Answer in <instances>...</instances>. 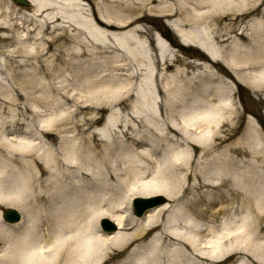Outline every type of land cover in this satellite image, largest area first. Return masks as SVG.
<instances>
[{"label":"bare ground","instance_id":"obj_1","mask_svg":"<svg viewBox=\"0 0 264 264\" xmlns=\"http://www.w3.org/2000/svg\"><path fill=\"white\" fill-rule=\"evenodd\" d=\"M25 1L0 0V204L24 213L9 225L0 210V264L264 252V134L253 120L239 134L234 102L245 86L264 107V0ZM178 171L195 180L184 202L102 232L101 217L129 221L106 193L149 175L143 197L168 193Z\"/></svg>","mask_w":264,"mask_h":264},{"label":"rangeland","instance_id":"obj_2","mask_svg":"<svg viewBox=\"0 0 264 264\" xmlns=\"http://www.w3.org/2000/svg\"><path fill=\"white\" fill-rule=\"evenodd\" d=\"M163 25L166 27V29L169 31V33L173 37H175L176 39H179L177 34L172 29L173 26L170 25V20L165 18L163 20ZM179 54H180V56H185L180 51H179ZM234 88L236 91V95L234 97V102H235V105L239 109V113L242 114L241 120L238 119V121H237L238 124L241 121V123H240L241 128H240L239 134L243 133L246 130L249 120H251V121L253 120L257 124L258 128L264 134V107L257 102L256 95L252 94V92L249 89H247L245 86H244V88L243 87L237 88L236 86H234ZM107 114H108V112L103 114V119L106 118ZM191 146H192L191 147L192 154L196 155L195 151L193 149V145H191ZM259 148H261V146H259ZM196 152H198V151H196ZM186 174H187L186 171H178V177H179L180 181H182V182H179L173 188H171L169 186L170 192H168V193H166L164 191H156L157 193L153 192L154 194L153 195L151 194V196H154V195L165 196L166 201L162 205L166 204L168 210H174L177 207V205H179L180 203H182L186 200V198H185L186 196H184L185 187H188L189 185L195 183L194 179H192V178L187 179ZM172 175H173V173H167V174L162 175V178L169 180L172 178ZM173 177H175V173H174ZM155 182H156V180H153V176L149 175L146 178L141 179L139 182L138 181L136 182V185L138 188L134 189V190H136L134 192L130 191L129 192L130 195L126 196L125 193H123V191L117 192V190H113V191H110V192L105 194V197H104L105 200L101 205L102 209L109 212L110 215L113 217H115V216L118 217L120 215H123L125 217V219H129L128 224L124 225V227L119 229V230H121V231L123 230L126 232H134L135 231L136 226H134L132 224L131 219L143 218L145 216V214L142 217H137L134 214L132 199L134 197H143L144 193L142 194L139 190H137V189H139V187L156 188L153 185V184H155ZM144 183H146V184H144ZM142 185H146V186H142ZM133 194H135V195H133ZM147 195H150V194H147ZM119 203H121L122 207L118 210L113 211L112 210L113 205L119 204ZM7 207H11V206L0 204L1 218L6 224L11 225V223H8L7 221H5L3 216H2L3 210ZM216 210H219V206H216L214 208V211H216ZM19 211L23 217L24 213L21 210H19ZM226 214L229 215L230 212L227 211ZM104 217H108V216H104ZM102 218L103 217H101L98 221L100 229H102L101 224H100ZM108 218L112 219L111 217H108ZM225 218H227V216L221 215V217H219V219L217 221L210 222V224L215 228L214 231L219 233V230L222 229V224H223ZM209 219H210V217H209ZM102 232H104L105 234H109V233L105 232L103 229H102ZM261 238L259 239V241H264V235ZM210 239L212 241H214V240H216V237H213V234L210 233L209 236L205 237V240H210ZM221 244H222V246L227 245L226 243H221ZM260 252L261 251L257 252L256 255L243 254V253H239L237 251L236 252L235 251L229 252L227 255H224L221 258L218 257L216 259L217 260L216 264H239L242 260L243 261L241 262V264H264V252H261L262 254ZM217 253L220 254L219 250L217 251Z\"/></svg>","mask_w":264,"mask_h":264},{"label":"water","instance_id":"obj_3","mask_svg":"<svg viewBox=\"0 0 264 264\" xmlns=\"http://www.w3.org/2000/svg\"><path fill=\"white\" fill-rule=\"evenodd\" d=\"M22 4H27L25 0H19ZM166 201L164 196H154L149 198H137L135 201V210L136 215L142 216L144 212L148 209L155 207L159 204H162ZM4 218L10 222H16L20 220V213L12 208L5 209L4 211ZM103 227L108 231L116 230V225L109 220L108 218H104L102 220Z\"/></svg>","mask_w":264,"mask_h":264}]
</instances>
